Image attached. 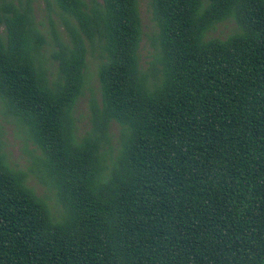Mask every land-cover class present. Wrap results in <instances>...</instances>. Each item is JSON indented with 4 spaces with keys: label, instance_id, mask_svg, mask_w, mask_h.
Listing matches in <instances>:
<instances>
[{
    "label": "trees",
    "instance_id": "obj_1",
    "mask_svg": "<svg viewBox=\"0 0 264 264\" xmlns=\"http://www.w3.org/2000/svg\"><path fill=\"white\" fill-rule=\"evenodd\" d=\"M46 1L65 39L36 0H0V100L56 199L0 142V264H264V0H150L147 63L140 0Z\"/></svg>",
    "mask_w": 264,
    "mask_h": 264
},
{
    "label": "rangeland",
    "instance_id": "obj_2",
    "mask_svg": "<svg viewBox=\"0 0 264 264\" xmlns=\"http://www.w3.org/2000/svg\"><path fill=\"white\" fill-rule=\"evenodd\" d=\"M149 1L150 0H140L141 16L144 27L141 55L144 63H147L152 58V36L156 32V28L152 21ZM34 5L36 7L37 19L46 26V31L48 32L51 30V18L61 38L65 39L66 29L57 8L52 5L53 10L50 9L46 0H36ZM235 27L234 23L226 22L219 25L217 30L210 34V37L224 38L233 32ZM49 37L51 38L50 33ZM95 56H97V54H90L88 56V84L76 108V118L80 136L84 135L92 128V104L95 102L98 106H101L102 103L100 83L97 77L99 60ZM118 133L119 127L118 125H114L111 133V145L114 151L117 147ZM0 142L2 143V151L6 155V159L11 167L24 171L27 174L28 186L33 188L39 196L46 198L51 205H54L56 203L55 191L50 188L46 180L43 179L41 173L35 169V157L41 154L40 150L32 140L29 139L24 128L19 125L17 120L13 116L7 115L1 100Z\"/></svg>",
    "mask_w": 264,
    "mask_h": 264
}]
</instances>
